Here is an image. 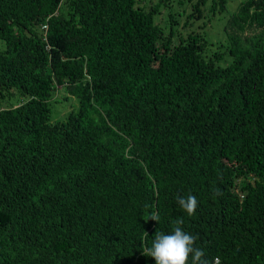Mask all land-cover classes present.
<instances>
[{
    "label": "trees",
    "instance_id": "trees-1",
    "mask_svg": "<svg viewBox=\"0 0 264 264\" xmlns=\"http://www.w3.org/2000/svg\"><path fill=\"white\" fill-rule=\"evenodd\" d=\"M191 1L182 28L226 11ZM169 2L0 0V264H155L177 226L208 264H264V0L219 45L164 31Z\"/></svg>",
    "mask_w": 264,
    "mask_h": 264
},
{
    "label": "rangeland",
    "instance_id": "rangeland-1",
    "mask_svg": "<svg viewBox=\"0 0 264 264\" xmlns=\"http://www.w3.org/2000/svg\"><path fill=\"white\" fill-rule=\"evenodd\" d=\"M158 0H139L141 6H148L150 3L157 2ZM240 0H227L225 4V12H216L212 14L210 11L207 12V15L203 20H191L187 22L185 28H182V24L186 21V13H182L180 7L177 4V0H170L166 5H162L160 12L155 16V23H158L164 31L170 29L171 27L182 28L183 33L190 31L192 29H198L199 32L206 34L210 41L219 45L220 42L224 43L226 36L222 31V25L225 20L228 18L229 14L235 9ZM195 2V0L191 1ZM187 4V11H190V4ZM212 5L211 0H207L205 8H208ZM64 7V6H63ZM186 11V12H187ZM177 19L179 24H174L171 21ZM4 42L0 40V49L4 47ZM66 96V97H64ZM11 102L15 104L17 102L16 98ZM77 99L71 95H68L61 87L54 92L53 98L51 100V121H63L67 118L68 114L71 111H74L77 108Z\"/></svg>",
    "mask_w": 264,
    "mask_h": 264
},
{
    "label": "clouds",
    "instance_id": "clouds-1",
    "mask_svg": "<svg viewBox=\"0 0 264 264\" xmlns=\"http://www.w3.org/2000/svg\"><path fill=\"white\" fill-rule=\"evenodd\" d=\"M177 204L189 217L195 214L198 207V201L194 195H188L186 198L179 197ZM149 218L158 222L156 216ZM195 239V236L184 232L179 226L169 234L156 231L151 246L144 254L154 258L155 264H189L190 256L191 264H208V261L204 259V250L194 247Z\"/></svg>",
    "mask_w": 264,
    "mask_h": 264
},
{
    "label": "built area",
    "instance_id": "built-area-1",
    "mask_svg": "<svg viewBox=\"0 0 264 264\" xmlns=\"http://www.w3.org/2000/svg\"><path fill=\"white\" fill-rule=\"evenodd\" d=\"M44 28H46L45 26H43Z\"/></svg>",
    "mask_w": 264,
    "mask_h": 264
}]
</instances>
